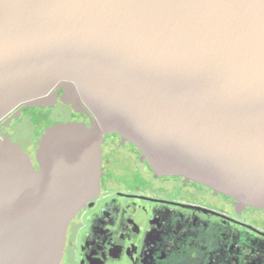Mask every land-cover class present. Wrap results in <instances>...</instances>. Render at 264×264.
Masks as SVG:
<instances>
[{"label": "water", "instance_id": "1", "mask_svg": "<svg viewBox=\"0 0 264 264\" xmlns=\"http://www.w3.org/2000/svg\"><path fill=\"white\" fill-rule=\"evenodd\" d=\"M57 101L88 126H47L37 169L0 135V264L59 263L108 133L264 210V0H0V120Z\"/></svg>", "mask_w": 264, "mask_h": 264}, {"label": "flooded vegetation", "instance_id": "2", "mask_svg": "<svg viewBox=\"0 0 264 264\" xmlns=\"http://www.w3.org/2000/svg\"><path fill=\"white\" fill-rule=\"evenodd\" d=\"M58 104L88 126V115L59 101L52 107ZM49 108L20 104L0 120V135L18 143L35 169L37 141L50 124L37 122L33 110ZM24 117L25 141L14 129ZM100 169L98 193L69 221L58 264H264V210L179 175L155 174L116 133L104 135Z\"/></svg>", "mask_w": 264, "mask_h": 264}, {"label": "rangeland", "instance_id": "3", "mask_svg": "<svg viewBox=\"0 0 264 264\" xmlns=\"http://www.w3.org/2000/svg\"><path fill=\"white\" fill-rule=\"evenodd\" d=\"M34 114L36 115L37 122L42 123L43 125H48L54 122H66L71 119H81L80 115H77L76 117H72L71 110L61 104L55 105L54 107H51L47 109L46 111H40V110H33ZM28 118L24 117L21 122L17 123L16 126H14V129H16L20 135L22 140H27L28 135L30 133V124L27 121Z\"/></svg>", "mask_w": 264, "mask_h": 264}]
</instances>
